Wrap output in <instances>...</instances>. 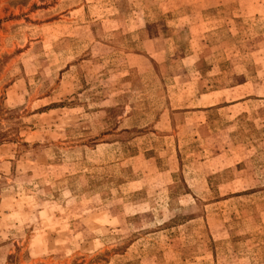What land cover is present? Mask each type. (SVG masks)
<instances>
[{"label": "rangeland", "instance_id": "1", "mask_svg": "<svg viewBox=\"0 0 264 264\" xmlns=\"http://www.w3.org/2000/svg\"><path fill=\"white\" fill-rule=\"evenodd\" d=\"M0 264H264V0H0Z\"/></svg>", "mask_w": 264, "mask_h": 264}]
</instances>
